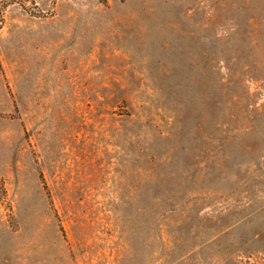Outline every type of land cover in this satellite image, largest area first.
<instances>
[{
  "label": "rangeland",
  "instance_id": "obj_1",
  "mask_svg": "<svg viewBox=\"0 0 264 264\" xmlns=\"http://www.w3.org/2000/svg\"><path fill=\"white\" fill-rule=\"evenodd\" d=\"M0 264H264V0H0Z\"/></svg>",
  "mask_w": 264,
  "mask_h": 264
}]
</instances>
